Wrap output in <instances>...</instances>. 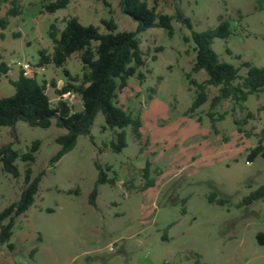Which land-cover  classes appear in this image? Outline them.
Segmentation results:
<instances>
[{"label":"rangeland","instance_id":"374dc122","mask_svg":"<svg viewBox=\"0 0 264 264\" xmlns=\"http://www.w3.org/2000/svg\"><path fill=\"white\" fill-rule=\"evenodd\" d=\"M9 1L0 0V17L9 21L0 30V64L8 67L6 73L0 72V98L15 93L10 80L21 71L15 60L36 64L39 51H52L51 23L57 21L62 30L63 20L71 16L84 26L99 27L101 33L108 32L101 23L104 19L113 18L118 31L136 32L138 27L123 12L121 0H71L53 14L42 9L54 0H17L22 14L16 17L7 13ZM144 1L158 13L174 15L179 10L190 19L192 29L173 20L172 35L160 27L137 35L146 61L140 71L146 79L130 77L116 104L140 118L141 140L129 126L127 147L112 152L109 143L115 134L102 129L105 121L99 113L91 128L93 139L80 136L75 148L52 165L59 150L55 139L66 130L55 125L31 127L23 121L0 127V147L11 144L24 153L34 141L41 142L31 168L33 176L44 172L33 206L16 218L12 247L0 246V264H264V245L257 240V234L264 232V199L237 207L264 185V158L249 159L264 138V92L241 105L224 100L211 109L219 88L207 86V102L187 113L196 88L186 75L199 83L207 76L204 71L192 72L195 45L185 41L193 31L216 28L222 16L233 33L213 42L220 61L239 68L242 77L248 73L246 62L264 68V3L258 9L256 0ZM65 69L81 76L79 54L63 67H45L37 76L47 83L53 106L59 100L56 88L67 81ZM68 103L74 111L82 109L76 94ZM148 162L155 185L143 188ZM96 163L105 170L109 167L107 174L116 181L98 186L93 206ZM17 165L20 177L13 178L3 172L0 162V212L19 199L24 187L26 164L18 160ZM211 194L230 202L211 203Z\"/></svg>","mask_w":264,"mask_h":264},{"label":"trees","instance_id":"16d2710c","mask_svg":"<svg viewBox=\"0 0 264 264\" xmlns=\"http://www.w3.org/2000/svg\"><path fill=\"white\" fill-rule=\"evenodd\" d=\"M8 1V0H4ZM258 9H262L264 0H256ZM11 7L8 15L16 17L22 14V8L17 0H10ZM71 0H54L44 5L42 13L53 14L58 10L66 8ZM125 14L132 17L137 23L136 32L118 31V25L113 18L102 20L101 23L108 30L101 33L99 27L94 25L84 26L77 17H67L64 21V28L60 30L57 21L49 26L48 38L52 43L50 53L45 50L38 52L37 66L47 67L53 65L56 68L63 67L68 59L74 54H79L82 63L81 76H72L68 70H64L67 81L60 88H56V94L61 96L67 92H72L79 96L82 109L74 111L70 104L64 100H58L53 106L46 92L47 83L39 82L36 74L26 76L20 71L15 80H10L15 93L9 97L0 98V127H14L18 121H23L31 127L43 129L55 125L66 130V133L58 136L55 142L59 145L58 152L52 157L51 164L58 163L62 157L71 152L80 136L89 137L91 140V128L99 113L104 117L105 126L103 130H111L115 134V139L109 143V148L114 153H121L127 147L126 128L131 126L134 137L142 139L140 118H133L121 107L117 106V94L127 86V81L132 76L143 82L146 76L140 68L146 66V61L140 46L138 34L153 28L160 27L166 29L170 35L173 34L172 21L182 23L192 29L191 21L179 10L174 15L158 13L156 8L150 7L144 0H121L120 3ZM220 23L216 28L203 32H192L190 38H185L186 42L192 41L195 45V61L192 72L204 71L207 80L199 83L191 79V74L186 75L189 84L196 88L195 99L187 113L193 114L204 105L207 100V86L219 88V93L211 101V109L217 107L224 100H232L235 104L241 105L246 102L251 95L264 92V68L256 67L248 62L243 66L248 68L245 77L240 76L239 68L232 64L220 61L218 55L213 50L212 45L215 39H227L232 35L229 21L220 16ZM9 21L5 17H0V30H5ZM1 37L3 35L1 34ZM162 50V48L157 49ZM156 56H153V60ZM8 67L0 64V72L6 73ZM52 85H56L52 82ZM213 120V113H210ZM252 116L248 112V118ZM222 117V116H221ZM246 122V120H244ZM240 126L241 122L235 120ZM214 127V125H213ZM241 132V128H238ZM41 142L34 141L29 149L20 153L11 144L0 147V162L2 170L13 178L20 177L17 161L26 164L24 187L21 190L17 201L10 204L0 212V246L9 244L13 236L16 218L24 214L33 206L35 198L39 192L40 182L44 172L33 176L31 165L36 160V153ZM264 158V138L259 140L255 148L249 155L250 161L256 157ZM98 170V177L95 187L90 195V204L95 206L98 195V186L103 184L115 185V178L108 176L109 167L103 169L100 164H95ZM150 163L144 169L146 184L143 188L153 187L155 181L149 178ZM264 199V185L250 193L237 204V207H245L254 202ZM211 203L227 205L230 201L216 194L209 196ZM260 245H264V232L257 234ZM37 249L33 250L35 253Z\"/></svg>","mask_w":264,"mask_h":264},{"label":"built area","instance_id":"2783aa9c","mask_svg":"<svg viewBox=\"0 0 264 264\" xmlns=\"http://www.w3.org/2000/svg\"><path fill=\"white\" fill-rule=\"evenodd\" d=\"M15 63H17L20 66L21 71L24 72L26 76H32L33 74H42L45 70V67H39L36 64H31L29 62H20L19 60H15ZM75 94L72 92H67L65 94H62L61 96L58 95L59 100H64V101H71L73 100Z\"/></svg>","mask_w":264,"mask_h":264}]
</instances>
